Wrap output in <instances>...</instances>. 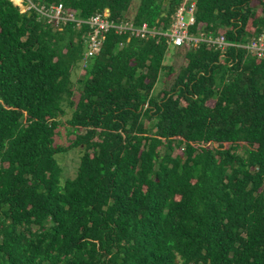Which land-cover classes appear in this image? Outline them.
Returning <instances> with one entry per match:
<instances>
[{"label": "trees", "instance_id": "obj_1", "mask_svg": "<svg viewBox=\"0 0 264 264\" xmlns=\"http://www.w3.org/2000/svg\"><path fill=\"white\" fill-rule=\"evenodd\" d=\"M34 1L162 29L182 2ZM194 2L192 33L264 34V0ZM87 33L0 0V264H264V58L200 43L175 73L163 39L110 30L83 65Z\"/></svg>", "mask_w": 264, "mask_h": 264}, {"label": "built area", "instance_id": "obj_2", "mask_svg": "<svg viewBox=\"0 0 264 264\" xmlns=\"http://www.w3.org/2000/svg\"><path fill=\"white\" fill-rule=\"evenodd\" d=\"M19 10V13L34 12L47 24L61 29L68 22H72L75 28L82 25L88 28L85 38L86 49L84 52V63L98 54L105 34L113 30L117 34H127L138 39L164 40L168 48L195 47L204 43L220 52L219 58L225 56L229 47L243 49L250 56L264 58V34L251 38L244 44L231 43L224 36H210L201 31L190 32L195 25V2L194 0H182L175 12L170 17V24L166 29L162 27L149 26L146 23L135 24L131 19L113 21L109 18L108 9L96 13L87 19L77 18L73 11H66L61 4L49 5L37 4L34 0H8Z\"/></svg>", "mask_w": 264, "mask_h": 264}, {"label": "rangeland", "instance_id": "obj_3", "mask_svg": "<svg viewBox=\"0 0 264 264\" xmlns=\"http://www.w3.org/2000/svg\"><path fill=\"white\" fill-rule=\"evenodd\" d=\"M138 1L139 0L133 1V4L130 8L128 15L133 14V12L136 9V6L138 4ZM184 48L187 49L188 47H184ZM164 64L169 65V66H173L175 73H177L179 68L185 64V60L183 59L182 54L180 53L179 50L168 48L167 53H166L165 58H164ZM83 73L84 72H83L81 66H79L72 73V82L74 85V93H75L74 98H75V100L78 98V89H77L78 84H77L76 80L80 79L82 77ZM165 79H166L165 76L163 75V73H161L160 74V80L154 88V93L158 92L165 85L168 86L170 84V80H165ZM68 115H69V113L67 112L64 119H66L68 117ZM58 134L59 135L55 139L56 143H58L60 145H68L69 143L67 142V140H68V138L70 139L71 136L67 135L66 130L64 128H59ZM179 152L180 151L176 149L173 152V155H176ZM79 155H80L79 149H72V150H69L67 153H65L63 155H59L57 157L59 165L62 168L63 179L72 178L75 175V172H76V169L78 166Z\"/></svg>", "mask_w": 264, "mask_h": 264}]
</instances>
